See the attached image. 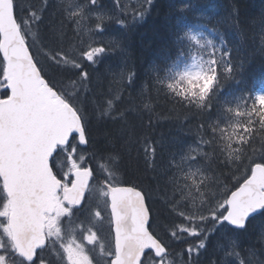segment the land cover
I'll use <instances>...</instances> for the list:
<instances>
[{
    "label": "snow or ice",
    "instance_id": "snow-or-ice-1",
    "mask_svg": "<svg viewBox=\"0 0 264 264\" xmlns=\"http://www.w3.org/2000/svg\"><path fill=\"white\" fill-rule=\"evenodd\" d=\"M153 2L131 21L118 6L116 23ZM228 9L237 32L259 27L264 56V8ZM111 20L102 0H0V264H264V232L243 247L264 218V92L219 98L244 65L218 27V43L177 35V55L141 77L97 35ZM117 51L122 67L101 73ZM161 100L170 119L198 122L191 142L152 134ZM130 160L151 181L131 183Z\"/></svg>",
    "mask_w": 264,
    "mask_h": 264
},
{
    "label": "trees",
    "instance_id": "trees-1",
    "mask_svg": "<svg viewBox=\"0 0 264 264\" xmlns=\"http://www.w3.org/2000/svg\"><path fill=\"white\" fill-rule=\"evenodd\" d=\"M110 2L113 1L102 0L103 7H107L106 3L109 6ZM239 3L241 14L245 16H255L264 8V0H239ZM228 4L229 0H154L149 14L143 20L123 26L115 22L116 18L119 19L117 14L116 18L113 17L105 27L117 29V39L121 42L122 47L130 53L129 63L134 66L141 77L146 75L149 65L159 55L165 52L172 57L177 55L179 46L174 44L177 35H182L189 29L195 32L203 31L218 43L219 37L209 32V29L218 27L225 42L231 41L229 48L232 49L234 61L244 65L242 71L230 76L219 91V98L224 100L228 106H233L245 99L246 94H254L264 84V56L258 51L261 47L259 27L242 21L245 27L242 32H237L229 19ZM184 5H189V7L185 9ZM127 18L131 21V17ZM217 20L222 23L217 25ZM184 50L187 52V49ZM123 60L124 56L120 51L105 53L100 57V65L97 67L101 73L116 72L120 69V63ZM93 76L95 77L96 73H93ZM152 96L154 99L155 92L152 93ZM147 102L149 101H141V106L142 103ZM126 106L125 104L124 107ZM153 106L159 116L155 126L151 129L155 137L176 138L187 142H191L195 138L198 122L194 118L189 122H184L183 116H181L178 123L169 118L170 105L161 100L154 103ZM126 163L127 179L131 183L143 181L147 184L151 181L152 174H145L138 170L134 160ZM224 171L227 172V168ZM152 183L155 182L152 181ZM152 199L159 200V197L154 194ZM157 207L163 211L162 204H157ZM248 227V236L243 245L245 249L249 243H258L257 237L261 232H264V218L257 216L249 222Z\"/></svg>",
    "mask_w": 264,
    "mask_h": 264
},
{
    "label": "rangeland",
    "instance_id": "rangeland-1",
    "mask_svg": "<svg viewBox=\"0 0 264 264\" xmlns=\"http://www.w3.org/2000/svg\"><path fill=\"white\" fill-rule=\"evenodd\" d=\"M111 1V0H110ZM113 2H110V5L108 6V4L106 3L107 7H104V10L113 18H116V15L118 14V18L119 19H123L121 13H119L120 11L118 10V6L119 7H124L127 8L128 10V17H131V12H132V7L135 6L136 8H139L140 3L142 2V0H119V5H117V0H112ZM116 20H118L116 18ZM115 20V22H116ZM117 29H111V27L108 26V29L106 27H104L103 32L97 33L98 36H100V39H103L105 41L108 40H112L115 41L117 39ZM194 33V31H193ZM122 67V63H120V68ZM257 92H264V84L259 87L257 89Z\"/></svg>",
    "mask_w": 264,
    "mask_h": 264
},
{
    "label": "flooded vegetation",
    "instance_id": "flooded-vegetation-1",
    "mask_svg": "<svg viewBox=\"0 0 264 264\" xmlns=\"http://www.w3.org/2000/svg\"><path fill=\"white\" fill-rule=\"evenodd\" d=\"M101 240L106 243L107 240L106 232H101ZM96 251L97 253L99 252V246H97Z\"/></svg>",
    "mask_w": 264,
    "mask_h": 264
},
{
    "label": "bare ground",
    "instance_id": "bare-ground-1",
    "mask_svg": "<svg viewBox=\"0 0 264 264\" xmlns=\"http://www.w3.org/2000/svg\"><path fill=\"white\" fill-rule=\"evenodd\" d=\"M194 31V30H193ZM194 33H195V31H194Z\"/></svg>",
    "mask_w": 264,
    "mask_h": 264
}]
</instances>
